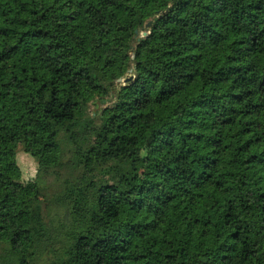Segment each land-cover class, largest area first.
Here are the masks:
<instances>
[{"label": "trees", "instance_id": "16d2710c", "mask_svg": "<svg viewBox=\"0 0 264 264\" xmlns=\"http://www.w3.org/2000/svg\"><path fill=\"white\" fill-rule=\"evenodd\" d=\"M0 264H264V0H0Z\"/></svg>", "mask_w": 264, "mask_h": 264}, {"label": "rangeland", "instance_id": "374dc122", "mask_svg": "<svg viewBox=\"0 0 264 264\" xmlns=\"http://www.w3.org/2000/svg\"><path fill=\"white\" fill-rule=\"evenodd\" d=\"M17 159L20 161L24 177L26 179L33 178L37 172L36 160L29 153H26L22 150L19 151Z\"/></svg>", "mask_w": 264, "mask_h": 264}, {"label": "water", "instance_id": "95a60500", "mask_svg": "<svg viewBox=\"0 0 264 264\" xmlns=\"http://www.w3.org/2000/svg\"><path fill=\"white\" fill-rule=\"evenodd\" d=\"M121 80V79H120Z\"/></svg>", "mask_w": 264, "mask_h": 264}]
</instances>
